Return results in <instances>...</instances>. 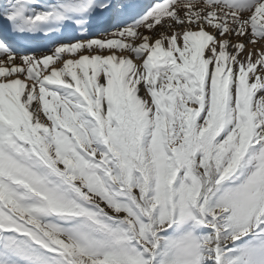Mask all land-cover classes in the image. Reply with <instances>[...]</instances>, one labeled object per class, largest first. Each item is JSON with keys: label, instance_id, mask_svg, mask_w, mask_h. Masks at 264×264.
Instances as JSON below:
<instances>
[{"label": "snow or ice", "instance_id": "obj_1", "mask_svg": "<svg viewBox=\"0 0 264 264\" xmlns=\"http://www.w3.org/2000/svg\"><path fill=\"white\" fill-rule=\"evenodd\" d=\"M0 264H264V0H0Z\"/></svg>", "mask_w": 264, "mask_h": 264}, {"label": "bare ground", "instance_id": "obj_2", "mask_svg": "<svg viewBox=\"0 0 264 264\" xmlns=\"http://www.w3.org/2000/svg\"><path fill=\"white\" fill-rule=\"evenodd\" d=\"M96 36H98V37H96ZM96 36H94V37L99 38V34H97ZM90 38H93V37H90Z\"/></svg>", "mask_w": 264, "mask_h": 264}, {"label": "rangeland", "instance_id": "obj_3", "mask_svg": "<svg viewBox=\"0 0 264 264\" xmlns=\"http://www.w3.org/2000/svg\"><path fill=\"white\" fill-rule=\"evenodd\" d=\"M96 37H98V36H96ZM96 37H93V38H96Z\"/></svg>", "mask_w": 264, "mask_h": 264}]
</instances>
